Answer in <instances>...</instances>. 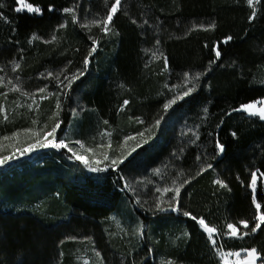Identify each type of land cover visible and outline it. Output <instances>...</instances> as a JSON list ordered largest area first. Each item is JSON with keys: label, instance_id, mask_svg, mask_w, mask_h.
I'll use <instances>...</instances> for the list:
<instances>
[{"label": "trees", "instance_id": "16d2710c", "mask_svg": "<svg viewBox=\"0 0 264 264\" xmlns=\"http://www.w3.org/2000/svg\"><path fill=\"white\" fill-rule=\"evenodd\" d=\"M25 3L43 14L0 0V139L31 129L43 137L59 121L56 141L96 127L116 140L136 128L147 142L102 172L71 165L64 148L50 151L64 163L48 166L50 200L37 209L15 208L7 194L21 192L23 170L14 162L30 152L0 164L8 169L0 181V264H220L222 252L245 248L264 260V225L250 231L249 187L250 174L264 172V121L234 110L264 99V0L252 7L247 0H122L108 33L103 21L114 0ZM81 72L71 88L60 84ZM185 73L201 75L186 84ZM193 84L192 94L164 110ZM181 184L175 200L163 191ZM256 197L264 211L261 180ZM185 211L217 229L215 245ZM228 223L241 226L239 237L226 234Z\"/></svg>", "mask_w": 264, "mask_h": 264}, {"label": "rangeland", "instance_id": "374dc122", "mask_svg": "<svg viewBox=\"0 0 264 264\" xmlns=\"http://www.w3.org/2000/svg\"><path fill=\"white\" fill-rule=\"evenodd\" d=\"M262 100V99H261ZM259 101V100H257ZM256 102V101H254ZM260 105H258L259 107ZM244 112L248 117L259 119L258 115H250L249 113L245 111ZM264 121V120H261ZM136 124L139 125V121H136ZM93 130L88 133L86 136H78L75 133L71 134H65L60 138V141H63L65 144L68 145L67 148H64L66 150V153L69 154V157L67 158L65 156V159L67 162L72 163L73 166L83 167L85 165L89 170H91L92 167H96L101 169L100 171L96 172H102L106 165L110 164L111 159L121 157L124 155L127 156V153L133 152L132 149L136 148V144L141 141V132L140 130L136 128H130V129H124V131L119 132L118 140L112 138L111 135L103 133L102 131H99L96 127L92 128ZM39 133L37 130H24L22 133H18L14 136H11L9 139L1 138L0 139V158L1 156H17L19 153L18 149L21 148L24 144L30 143V142H36V139L38 137L33 136L32 133ZM40 134V133H39ZM39 138L40 137L39 135ZM56 138V133H55ZM131 138V139H130ZM51 139V138H50ZM56 141L55 142H60ZM26 148V147H25ZM68 148L73 149V151H68ZM55 149H59L53 146L48 147H37L33 149L29 154L26 160H21L17 164L18 169H22L23 172L20 173V176L17 177V182H20L22 184L21 192L15 193V195L10 194V191H7V194L12 197V199H15V202L12 204L15 208L18 207H25L28 209H37L39 206L46 200H50V195L47 194V184L49 186L50 182L47 180V169L48 166H54L61 163H64L63 161H59L56 157L52 156L50 154V151H53ZM41 151L40 153H35L36 151ZM55 152H57L55 150ZM15 153V155H13ZM79 154L83 157H85V160H77L75 158V154ZM107 153L109 156V160L103 159V154ZM99 162V163H97ZM5 164L4 166H7ZM69 165V164H68ZM22 167V168H21ZM110 169H116L117 167H108ZM7 168L3 167L0 169V176L6 175ZM92 171V170H91ZM3 176L0 177V181L3 180ZM40 178L42 180L40 181ZM261 182H264L263 178H260L258 174V187ZM8 181L5 183L4 188L6 190L8 189ZM257 187V189H258ZM258 202V200H257ZM60 211V210H59ZM60 215H65V211L61 210ZM198 222V220H196ZM200 226V225H199ZM209 226V225H208ZM237 226V225H236ZM210 227V226H209ZM201 230L206 233L208 236V233L204 231V229L200 226ZM237 228L240 230V234L236 237H239L241 235V226H237ZM213 239H217V232L213 234ZM219 249V247H218ZM252 249V248H251ZM251 249H237V250H229L227 252H222L221 255V262L220 264H238V261H243L246 255L245 250H251ZM258 251V249H257ZM239 252L240 256L237 258L234 253ZM259 252V251H258ZM232 255H229V254ZM260 253V252H259ZM81 260V257L78 259ZM256 264H264L263 257L260 253V258L257 259Z\"/></svg>", "mask_w": 264, "mask_h": 264}, {"label": "snow or ice", "instance_id": "6c2138e0", "mask_svg": "<svg viewBox=\"0 0 264 264\" xmlns=\"http://www.w3.org/2000/svg\"><path fill=\"white\" fill-rule=\"evenodd\" d=\"M259 2V0H257V3ZM18 3L20 5V7L16 8L15 10L17 12H20L24 9L27 10L28 13H32V14H43L42 12V8L40 6H33V4L31 3H25V0H18ZM121 3H122V0H114V3L111 4L110 6V10L108 11L107 13V16H106V19L103 21V31L105 33H108L110 31V28H109V25L111 23V21L113 20V16L117 13L118 9L120 8L121 6ZM247 4L249 7H252L253 6V0H247ZM54 10V6L53 5H49L48 6V11H53ZM63 12L64 13H72L73 12V9L72 8H68V7H65L63 9ZM257 13L255 10L252 11L249 19H254L256 17ZM0 16H2V14H0ZM76 17L75 15H73V20H75ZM93 23L95 24H100L101 22L100 21H94ZM63 26V25H62ZM84 27H88V25H83ZM200 27H204V26H200ZM208 29H212V28H215V24H210L207 26ZM33 38H36L35 37V34H33ZM53 39H55V37H53ZM232 37L231 36H228L224 39L223 43H228L229 41H231ZM96 41H93V51H95V45H96ZM158 43V41H157ZM214 55H215V58L218 60L221 58V51L219 50V45L215 46L214 49ZM154 58H159L157 56H155L154 54ZM85 63H87V60H85ZM167 66V60L165 59V67ZM20 65L17 63L15 65V68H19ZM49 76H52L53 74L51 72L48 73ZM83 73H79V74H73L72 76L70 77H65V80L67 81V83H64V81H60V84L63 86V88L65 89H69L71 88L72 84L77 80L79 79L80 76H82ZM185 83L187 84L189 82V80H196L199 78V76L201 75L200 73H196L195 76L193 77H189V74L188 73H185ZM56 79H59V77H56ZM0 82H2V80H0ZM15 90V89H13ZM195 90V85L193 84L192 87H187V90L184 91L182 94H177L176 96H174L172 99L168 100L167 103H165L163 105V108L164 110H168L172 105H174L175 103H177V101L179 100H182L184 97H187L189 96L190 94L193 93V91ZM40 92H44L45 89H39ZM42 99L44 97H41ZM33 103H35V101H33ZM124 105H127L128 104V101L125 100L124 102ZM258 105H260L258 107ZM29 107H31V105H29ZM60 107V104H59V101L57 102V108ZM3 109L0 108V111H2ZM235 111H245L247 113H249L250 115H258L259 118L261 120H264V99L262 100H259V101H256V102H250V103H247V104H243L241 105L238 109H234ZM205 111H207V109H205ZM58 115V113H57ZM160 124V121L157 120L156 121V125L155 126H158ZM60 127V122L58 121L52 128H51V131H46L43 133V137L42 138H39V133H35L33 132L32 135L33 136H36L38 137L36 139V142L33 143V144H29L26 148H23V149H18L19 151V154L21 156H23L25 153H28V152H31L33 149L37 148V147H40V148H43V147H48V146H53V147H56V148H67L68 145L65 144L63 141H60V142H55V133L57 132V129ZM16 135V134H14ZM233 135H235V133H233ZM141 136V141L139 143L136 144V148H139V147H142V145L144 143L147 142V139L144 138V134L141 133L140 134ZM51 138V139H50ZM150 138V137H148ZM5 139H9L8 137H5ZM131 139V138H130ZM216 147H217V151L219 153H222L224 150H225V146L223 144H221L219 141L216 142ZM68 151H73V149L71 148H68ZM132 151H135V149H132ZM75 154V153H74ZM131 153H127V155H130ZM13 155H15V153H13ZM75 158L77 160H85V157L79 155V154H75ZM125 158L124 155H122L121 157H118V158H114V159H111L110 161V164L106 165L105 168H108V167H117L120 163L123 162V159ZM12 159V156H5L3 157L2 159H0V164H4L6 161ZM103 159L104 160H109V156L107 153H104L103 154ZM99 163V162H97ZM209 167H211V165H209ZM91 170L93 172H96V171H100L101 169L99 168H96V167H92ZM259 176L260 177H264V172H261L259 173ZM175 183V182H173ZM185 183H187V181H185ZM214 183H216L217 185H219L220 187L222 188H227L228 185L222 181V180H215ZM127 187V185H126ZM181 187H183V185H179V186H176L174 188H164L163 191L164 192H170V191H174L176 196L173 198L174 200L179 196V193H180V189ZM249 187L251 189V199H252V203L254 204V208H255V215L253 217V222H254V226L251 227V233H256L258 230L261 229L262 225H264V211H261V203L257 202V197H256V192H257V187H258V172H252L250 174V184H249ZM157 191H161L160 189H157ZM156 207L158 209L161 208V205L159 202H157V205ZM169 207L172 208L173 211H179V207L178 205L177 206H173L172 204H169ZM163 210V209H161ZM184 216H188L190 217L192 220L196 221L197 220V217L195 216H192L191 213L185 211L183 213ZM198 224L204 229V231H206L208 233V238L210 240V242L215 245L216 244V240L213 239V234L217 232V229L215 227H209L208 224L205 222V220L203 218H200L198 220ZM239 224L244 228V229H248L249 228V221L248 220H240L239 221ZM227 229L229 230L226 234L231 236V237H236L240 234V230L237 228V226L233 223H228L227 224ZM250 233L249 232H244L243 235H249ZM246 251V255H245V258L243 261H238V264H256V261L257 259L260 258V253L257 251L256 248H252L251 250H245ZM229 255H232L231 253ZM234 255L239 258L240 256V253L239 252H236L234 253Z\"/></svg>", "mask_w": 264, "mask_h": 264}]
</instances>
